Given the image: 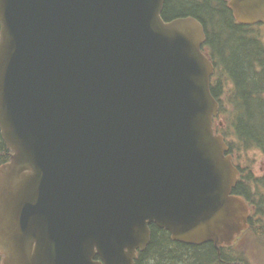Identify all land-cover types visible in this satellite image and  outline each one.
<instances>
[{"label":"water","instance_id":"water-1","mask_svg":"<svg viewBox=\"0 0 264 264\" xmlns=\"http://www.w3.org/2000/svg\"><path fill=\"white\" fill-rule=\"evenodd\" d=\"M166 1L0 0L3 264H135L151 224L193 246L247 227L204 28ZM230 6L264 23V0Z\"/></svg>","mask_w":264,"mask_h":264},{"label":"trees","instance_id":"trees-1","mask_svg":"<svg viewBox=\"0 0 264 264\" xmlns=\"http://www.w3.org/2000/svg\"><path fill=\"white\" fill-rule=\"evenodd\" d=\"M185 17L198 19L206 30V53L216 65L214 78L218 79V84L211 87L214 97L220 100L223 77L234 84V119L220 104V117L227 122L223 129H218V134L224 136L231 153L257 150L264 154V42L261 32L237 24L226 0L165 2L163 18L166 21ZM10 157L11 151L0 133V167ZM234 192L245 197L251 205L249 230L260 238L264 233V175L256 177L251 171L243 174ZM151 231L150 244L138 255L136 264H232L213 244L185 245L172 241L167 231L155 225L151 226ZM240 261L235 260V263Z\"/></svg>","mask_w":264,"mask_h":264},{"label":"rangeland","instance_id":"rangeland-1","mask_svg":"<svg viewBox=\"0 0 264 264\" xmlns=\"http://www.w3.org/2000/svg\"><path fill=\"white\" fill-rule=\"evenodd\" d=\"M261 31L264 40V27H262ZM231 89L232 85L229 84L227 86L226 84L224 91L225 98L222 100L223 108L227 114L233 111L232 103L229 101ZM226 122L227 120L225 121V118L221 117L216 120L215 125L221 124L225 127ZM234 142L236 143L235 139ZM242 152L236 151L233 155L234 162L239 167L240 172L246 174L251 171L254 176H261L264 173V155L257 150ZM262 222H264V219ZM262 235L264 236V233ZM232 245V254L236 256L241 255L240 257H243L248 264H264V237L258 238L252 232L247 231Z\"/></svg>","mask_w":264,"mask_h":264}]
</instances>
